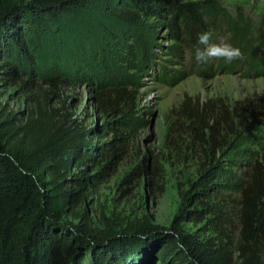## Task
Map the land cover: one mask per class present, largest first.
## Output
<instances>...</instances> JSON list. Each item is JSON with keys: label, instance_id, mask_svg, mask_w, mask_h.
<instances>
[{"label": "rangeland", "instance_id": "obj_1", "mask_svg": "<svg viewBox=\"0 0 264 264\" xmlns=\"http://www.w3.org/2000/svg\"><path fill=\"white\" fill-rule=\"evenodd\" d=\"M195 1L223 9L225 17L209 22L213 41L241 49L244 58L214 62L233 64V71H201L193 50L172 38L164 17L123 20L93 8L48 26L31 62L17 61L20 82L5 81L0 61V103L23 122L34 111L31 99L40 96L94 130L93 154L102 164L92 165L94 188L87 187L78 207L90 213L93 225L103 229V210L113 220L146 217L160 229L129 264H161L156 253L171 239L178 240V254L162 264H189L182 259L185 238L224 244L239 262L242 188L258 166L264 178V77L243 70L251 50L264 42V0ZM51 78H59L58 90ZM213 177L212 203L223 212L224 235L193 191ZM200 214L206 216L191 220ZM260 254L264 261V247Z\"/></svg>", "mask_w": 264, "mask_h": 264}, {"label": "trees", "instance_id": "obj_2", "mask_svg": "<svg viewBox=\"0 0 264 264\" xmlns=\"http://www.w3.org/2000/svg\"><path fill=\"white\" fill-rule=\"evenodd\" d=\"M87 8L123 20L164 17L172 38L184 42L194 53L197 47L203 48L199 36L211 33L209 22L225 17L213 1L31 0L19 4L16 0H0V61L5 81H21L17 61L31 62L33 48L42 41L50 24L67 13ZM197 67L204 73L213 68L235 69L233 64L220 61ZM243 70L248 77H264V42L251 50ZM49 83L59 89V78H51ZM31 100L34 111L25 122L0 103V264H79V259L90 264H129L150 243L146 238L159 236L160 229L146 217L134 222L113 220L103 210L99 212L103 229L95 227L90 213L78 209L87 187L94 188L92 165L102 164L93 154L97 150L94 130L86 128L64 106L54 108L52 99L35 96ZM99 110L107 113L103 99L99 100ZM214 182V177L201 182L193 191L201 198L206 214L214 215L211 221L224 235L223 212L212 203ZM241 204L239 262L224 244L213 246L188 238L183 242L182 259L189 264H264L260 254V247H264V178L259 166L242 188ZM205 216L200 214L191 220ZM69 218L79 223L71 224ZM178 244L171 239L156 253L161 264L177 256Z\"/></svg>", "mask_w": 264, "mask_h": 264}, {"label": "clouds", "instance_id": "obj_3", "mask_svg": "<svg viewBox=\"0 0 264 264\" xmlns=\"http://www.w3.org/2000/svg\"><path fill=\"white\" fill-rule=\"evenodd\" d=\"M211 39L212 36L209 32L202 33L199 36L198 43L203 45V48L197 47L196 49L195 59L198 63H208L216 60L233 62L244 58L241 49L223 41L212 43Z\"/></svg>", "mask_w": 264, "mask_h": 264}]
</instances>
